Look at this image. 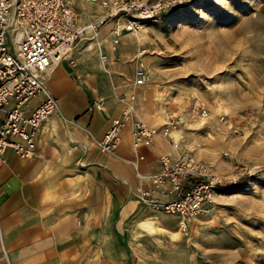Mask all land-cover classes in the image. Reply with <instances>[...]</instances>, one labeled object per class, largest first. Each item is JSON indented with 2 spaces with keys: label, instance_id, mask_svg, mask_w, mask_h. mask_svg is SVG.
<instances>
[{
  "label": "crops",
  "instance_id": "1",
  "mask_svg": "<svg viewBox=\"0 0 264 264\" xmlns=\"http://www.w3.org/2000/svg\"><path fill=\"white\" fill-rule=\"evenodd\" d=\"M106 11L90 4L78 8V38L69 52L73 62L61 58L45 77L56 108L37 126L32 155L20 157L6 148L0 160V264H188V241L178 217L136 195L137 186L150 181L136 175L132 161L142 173L156 169L158 154L175 152L167 138L156 133L149 145L133 148L123 128L111 151L96 146L110 116L119 111L117 94L137 88L120 74L133 71L126 44L135 36L122 31L112 46V20L94 36L86 27L90 17ZM41 98L33 95L26 111ZM99 98L102 106L95 108L91 103ZM3 112L0 107V119ZM183 128L170 133L175 138ZM194 218L187 222L190 232Z\"/></svg>",
  "mask_w": 264,
  "mask_h": 264
},
{
  "label": "rangeland",
  "instance_id": "2",
  "mask_svg": "<svg viewBox=\"0 0 264 264\" xmlns=\"http://www.w3.org/2000/svg\"><path fill=\"white\" fill-rule=\"evenodd\" d=\"M67 2L77 24L83 4L102 7ZM129 34L132 70L140 61L147 73L137 114L158 119L156 128L177 114L178 147L225 178L211 219L196 216L183 234L188 264H264V0H190ZM197 101L203 117L190 113Z\"/></svg>",
  "mask_w": 264,
  "mask_h": 264
},
{
  "label": "built area",
  "instance_id": "3",
  "mask_svg": "<svg viewBox=\"0 0 264 264\" xmlns=\"http://www.w3.org/2000/svg\"><path fill=\"white\" fill-rule=\"evenodd\" d=\"M105 7L107 11L90 20L86 27L92 36L101 24L112 20V46L122 31H135L146 22L155 21L190 0H87ZM76 12L67 0H0V107H4L0 119V160L6 148L17 156L29 157L33 153L37 126L56 108L55 96L46 88L45 77L49 69L61 58L73 62L69 50L78 38ZM143 48L138 50L140 53ZM105 64V53L98 54ZM147 73L138 61L132 71L130 84L145 82ZM36 93L39 102L26 111V104ZM119 111L110 116L106 127L96 140L100 152L111 151L118 142L123 128H127L133 148L149 145L156 133L168 140L175 150L173 154H158L156 169L146 173L138 170L137 176H145L149 186H137L136 195L148 203L178 217L183 234L188 230L189 219L209 215L213 206V194L225 182V178L211 168L206 160L178 147L177 139L170 131L179 127L182 120L174 112H168L166 121L156 128L135 112V91L130 88L117 94ZM102 106V98L91 103ZM190 113L194 117L207 114L206 106L197 101ZM137 157H141L137 154ZM162 192V197L156 196Z\"/></svg>",
  "mask_w": 264,
  "mask_h": 264
},
{
  "label": "bare ground",
  "instance_id": "4",
  "mask_svg": "<svg viewBox=\"0 0 264 264\" xmlns=\"http://www.w3.org/2000/svg\"><path fill=\"white\" fill-rule=\"evenodd\" d=\"M177 128H178V127H177ZM177 128H173V129H177ZM173 129H172V130H173Z\"/></svg>",
  "mask_w": 264,
  "mask_h": 264
}]
</instances>
